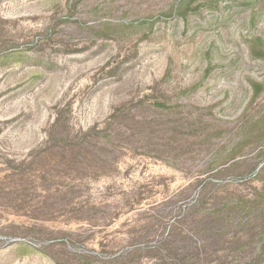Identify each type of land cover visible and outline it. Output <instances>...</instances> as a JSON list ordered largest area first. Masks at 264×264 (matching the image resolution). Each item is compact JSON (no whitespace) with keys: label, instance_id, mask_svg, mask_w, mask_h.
I'll use <instances>...</instances> for the list:
<instances>
[{"label":"rangeland","instance_id":"374dc122","mask_svg":"<svg viewBox=\"0 0 264 264\" xmlns=\"http://www.w3.org/2000/svg\"><path fill=\"white\" fill-rule=\"evenodd\" d=\"M263 180L264 0H0V264H264Z\"/></svg>","mask_w":264,"mask_h":264},{"label":"trees","instance_id":"16d2710c","mask_svg":"<svg viewBox=\"0 0 264 264\" xmlns=\"http://www.w3.org/2000/svg\"><path fill=\"white\" fill-rule=\"evenodd\" d=\"M235 164H233L232 166H234ZM254 172V171H253ZM221 173V171H216V173H214L210 178H206V179H202L200 181H198V184L196 185L197 188L195 189V192H197V190L199 189V187H201V189L199 190L198 193V199L196 200V202L192 205H190L189 207L185 208V212L183 210L182 207L179 208L180 212L179 215L185 218V216L187 217L188 214H186V212H188V210L194 211L199 209V207H201L204 203H205V198H208L207 192L217 185L216 182L214 181L215 178L219 177V174ZM259 175V174H258ZM262 175V174H261ZM264 181V180H263ZM257 196H258V200L261 198H264V185L262 186L261 189H257ZM256 202H258L257 197H255ZM257 204V203H256ZM241 204L240 202H236V205H233V208L239 207ZM253 208H259V206H256L255 203L252 202V206ZM184 212V213H183ZM264 212V210H263ZM223 210L219 209L218 211L211 213L210 214V218L214 221L223 217ZM264 216V215H263ZM158 220V219H157ZM213 221H206L207 224H212L214 223ZM169 235V233H168ZM166 242L165 240H161L159 241L157 244H155V248L157 247H161L162 244H164ZM264 255V243L260 246V251H259V256H263ZM175 264V263H174Z\"/></svg>","mask_w":264,"mask_h":264}]
</instances>
